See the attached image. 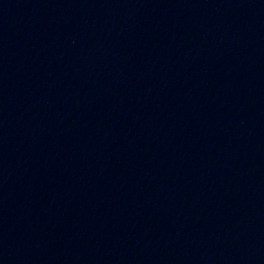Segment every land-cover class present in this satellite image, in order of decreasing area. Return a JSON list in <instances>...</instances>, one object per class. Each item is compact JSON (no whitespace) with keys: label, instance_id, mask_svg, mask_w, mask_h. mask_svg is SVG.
I'll list each match as a JSON object with an SVG mask.
<instances>
[{"label":"water","instance_id":"95a60500","mask_svg":"<svg viewBox=\"0 0 264 264\" xmlns=\"http://www.w3.org/2000/svg\"><path fill=\"white\" fill-rule=\"evenodd\" d=\"M0 264H264V0H0Z\"/></svg>","mask_w":264,"mask_h":264}]
</instances>
